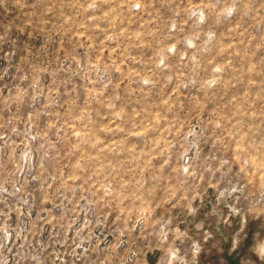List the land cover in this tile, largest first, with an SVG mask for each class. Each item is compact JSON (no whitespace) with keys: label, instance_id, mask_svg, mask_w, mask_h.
Returning <instances> with one entry per match:
<instances>
[{"label":"rangeland","instance_id":"374dc122","mask_svg":"<svg viewBox=\"0 0 264 264\" xmlns=\"http://www.w3.org/2000/svg\"><path fill=\"white\" fill-rule=\"evenodd\" d=\"M0 264H264V0H0Z\"/></svg>","mask_w":264,"mask_h":264}]
</instances>
